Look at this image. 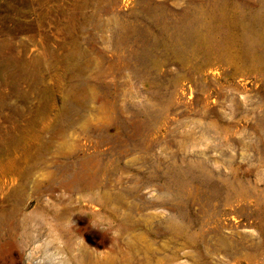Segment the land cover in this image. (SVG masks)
I'll return each instance as SVG.
<instances>
[{
	"label": "rangeland",
	"instance_id": "1",
	"mask_svg": "<svg viewBox=\"0 0 264 264\" xmlns=\"http://www.w3.org/2000/svg\"><path fill=\"white\" fill-rule=\"evenodd\" d=\"M0 264H264V0H0Z\"/></svg>",
	"mask_w": 264,
	"mask_h": 264
}]
</instances>
